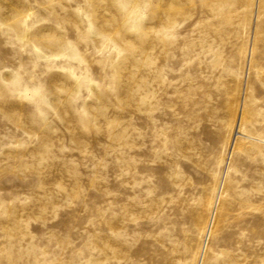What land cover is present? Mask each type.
<instances>
[{
    "label": "rangeland",
    "instance_id": "obj_1",
    "mask_svg": "<svg viewBox=\"0 0 264 264\" xmlns=\"http://www.w3.org/2000/svg\"><path fill=\"white\" fill-rule=\"evenodd\" d=\"M0 264H264V0H0Z\"/></svg>",
    "mask_w": 264,
    "mask_h": 264
},
{
    "label": "bare ground",
    "instance_id": "obj_2",
    "mask_svg": "<svg viewBox=\"0 0 264 264\" xmlns=\"http://www.w3.org/2000/svg\"><path fill=\"white\" fill-rule=\"evenodd\" d=\"M252 50V46H251ZM247 54V53H246ZM252 55L251 52L248 55V62L251 61ZM246 89L243 87V90L240 92L239 100L236 102L238 107L237 111L235 110L232 113V119L229 124L230 127L234 129V127L238 128L242 126V113L243 108L246 105L245 97H246ZM239 108V110H238ZM224 183L223 179L215 180L214 187L212 193L207 197L206 203H205V210H204V216L202 219V223L200 226L201 234H210L211 231L216 227V225L219 223L218 216L221 211L220 206V186Z\"/></svg>",
    "mask_w": 264,
    "mask_h": 264
}]
</instances>
